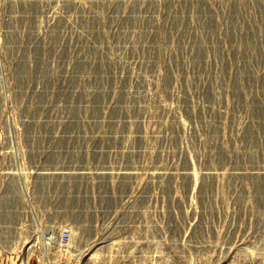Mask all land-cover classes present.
<instances>
[{"label":"rangeland","instance_id":"obj_1","mask_svg":"<svg viewBox=\"0 0 264 264\" xmlns=\"http://www.w3.org/2000/svg\"><path fill=\"white\" fill-rule=\"evenodd\" d=\"M6 211L67 264H264V0H0Z\"/></svg>","mask_w":264,"mask_h":264},{"label":"built area","instance_id":"obj_2","mask_svg":"<svg viewBox=\"0 0 264 264\" xmlns=\"http://www.w3.org/2000/svg\"><path fill=\"white\" fill-rule=\"evenodd\" d=\"M10 212V206L6 207ZM7 213V215H6ZM0 222V260L11 264H67L72 251L71 228L40 237L17 236L14 217L6 211Z\"/></svg>","mask_w":264,"mask_h":264},{"label":"bare ground","instance_id":"obj_3","mask_svg":"<svg viewBox=\"0 0 264 264\" xmlns=\"http://www.w3.org/2000/svg\"><path fill=\"white\" fill-rule=\"evenodd\" d=\"M71 235H72V234H71ZM23 264H26V263H25V260H24Z\"/></svg>","mask_w":264,"mask_h":264}]
</instances>
